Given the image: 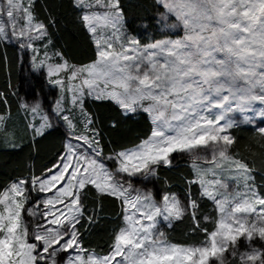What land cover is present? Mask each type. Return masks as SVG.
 Masks as SVG:
<instances>
[{"label":"snow or ice","instance_id":"obj_1","mask_svg":"<svg viewBox=\"0 0 264 264\" xmlns=\"http://www.w3.org/2000/svg\"><path fill=\"white\" fill-rule=\"evenodd\" d=\"M156 3L162 11L150 19L157 27L178 29L174 34L179 39L141 45L124 30L133 21L124 19L121 0H81L80 19L94 37L96 60L75 68L63 53H56L62 62L45 65L49 59L45 51V59L34 65L46 67V81L52 77L49 86L72 92L71 103L79 107L88 134L65 133V150L47 169L48 174L15 181L9 189L11 195L0 199V264H210V260L215 264L229 260L233 264L236 260L239 264H264V247L238 255L236 243L241 237L246 242L254 237L264 241V194L247 183L252 179L248 166L228 154L234 143L230 129L241 122L235 119L236 114L249 124L258 114L264 123V0ZM34 21L26 0H0V40L31 41L17 46L31 48L36 60L35 41L50 43V39L48 25ZM109 28L112 31L105 38L103 30ZM61 73H70L69 83ZM75 80L79 83L72 84ZM31 94L35 95L34 89ZM86 96L114 102L125 118L147 114L154 125L150 135L134 148L106 157L94 118L83 109ZM0 101L7 102L2 92ZM22 107L36 114L40 105L24 102ZM48 112L51 116L45 115L39 126H33L37 135L55 129L51 117L65 122L70 130L75 127L59 101H54ZM258 131L264 134V127ZM210 146L214 150L208 163L213 168L197 169L198 173L213 171L215 175L214 168L229 162L243 174L245 192L229 195L215 178L194 181L201 185V196L211 199L219 213L205 244L191 248L169 245L161 232L153 238L156 217L170 221L188 212L195 220L199 205L190 197L182 205L168 193L157 202L133 188L129 177L154 175L157 166H171L172 153ZM37 186L52 193L42 213L39 204L35 205L37 213L24 208L26 191ZM89 186L119 199L125 208V227L114 235L107 255L90 252L81 243L77 225L83 227L82 220L95 222L82 198ZM36 214L40 222H25V215Z\"/></svg>","mask_w":264,"mask_h":264},{"label":"trees","instance_id":"obj_2","mask_svg":"<svg viewBox=\"0 0 264 264\" xmlns=\"http://www.w3.org/2000/svg\"><path fill=\"white\" fill-rule=\"evenodd\" d=\"M121 6L124 8V19L133 21L130 26H125L126 30L141 43L173 34L157 27L156 22L150 19L162 11L156 0H121ZM32 10L38 20L48 25L50 43H45L48 49V45H52L56 53H63L64 59L75 64H84L97 58L96 44L81 22L80 7L75 0H33ZM142 21L145 22L144 25ZM28 79L37 82L35 92L46 93L42 104L47 106L49 97L54 96L57 89L44 87V70H30L26 53H22L16 44L0 40V92L7 101H0V113L18 111L22 95L28 92ZM83 105L94 118L104 155L138 144L150 135L154 127L147 114L125 118L120 115L115 103L109 100L97 101L86 96ZM114 120L117 122L112 127ZM16 124H19L18 119ZM14 131L17 135L12 143L2 142L0 139V195L13 181L41 175L57 162V157L65 150L67 132L62 124H55V129L50 133L46 132L44 136L31 134L28 130L17 127ZM230 132L234 143L228 148V153L250 168L258 192L264 194V134L249 123H239ZM170 159L171 166L156 167L153 177L155 196L158 197L161 191L177 192L196 200L199 207L195 211V220L188 212L179 219H173L170 226L165 227L167 239L178 244L201 242L215 228L217 209L211 199L201 196V186L194 182L197 181L196 170L186 155L172 153ZM28 193L32 194L30 190ZM36 196L37 194L31 195L34 198ZM82 198L87 213L95 217V222L82 220L83 227L77 225L81 243L85 248L108 253L112 248L114 235L123 223L124 206L119 199L100 193L91 186L85 189ZM205 215L208 219H205ZM28 217L29 215L24 216L25 219ZM239 243H244L243 237L239 239Z\"/></svg>","mask_w":264,"mask_h":264},{"label":"rangeland","instance_id":"obj_3","mask_svg":"<svg viewBox=\"0 0 264 264\" xmlns=\"http://www.w3.org/2000/svg\"><path fill=\"white\" fill-rule=\"evenodd\" d=\"M26 2L31 4V11L33 13V16L35 17V14L32 10L33 0H26ZM75 2L77 5H79L81 0H75ZM86 2H87V0H85V3ZM80 16H81V10H80ZM34 22H42V21L38 20L35 17ZM161 28L165 32L173 33V34L172 35H166V36H163V37L157 38V39H152L146 43H141L139 41L140 44L146 45V44L152 43L153 41H156V40L179 39L180 38L179 35L174 34L175 32L179 31L178 29L169 30V29H166L163 27H161ZM124 30L127 31L126 28ZM111 31L112 30L110 28L104 29L102 35L106 38L107 35ZM127 33L129 34L130 38L138 39L135 35L130 34L128 31H127ZM33 35H34V33H33ZM92 38L94 39L93 36H92ZM3 41L11 42V43L16 44V45H19L21 43H31V41H21V40H18L16 38H13L12 40H3ZM45 43H46V41L45 42H41L40 40L35 41V46L38 50L36 60L32 59L33 52H32L31 48H28V47H19V48L22 51V53L23 52L26 53V55H27V66L29 67L30 70L35 71V72H38L40 70H44V73L46 74V71H47L46 67L41 69V68H36L34 66L40 60L45 59V57H44L45 51L47 52V55L49 57L48 60H45V65H47L48 63H53V64L60 63L62 61H60L59 57L56 56V50L53 49L52 45H50V44L48 45V47L51 49L50 50L45 46ZM117 46H118V44H117ZM93 61H90V62H87L84 64H75V63H70V62H68V63L71 66H74L75 68H80V67L91 64ZM60 75L62 78L65 79L66 84L69 83L68 82V75H70V73H61ZM51 79H52V77L47 78V81H46V84L44 85V87L49 86V82ZM45 80H46V76H45ZM71 83L72 84H78L79 80L71 81ZM26 87H27L28 92L26 94L22 95V98L20 101V107L19 108H22V109H18V111H15L13 113H10V112L9 113H0V117H2V119H0V135H2V137L0 139L3 140L2 142H8V143L13 142L12 140L17 135L16 131H14L15 127H17L18 129H21V130H28L31 134H35V132L33 131V126H39V124L42 122L45 115L51 116V114L48 112V109L53 106L54 101H59L61 107L66 108L68 110L69 118L73 121V124L75 127L70 130L67 127V125L65 124V122H63L62 120H60L58 118L51 117L54 124H57V123L62 124L64 126L66 132L69 134H72L73 132L77 135H81V134L87 135L88 134V130L85 127V121L82 117V114L80 112L79 107L74 106L71 103L72 92L68 88H65L63 91H60L57 89L56 94L54 96L49 97V102L46 104L47 106H44L42 104V102H43L44 96L46 95L45 92H42V94H38V92H35V95L31 94L33 89L38 87L37 82H33L31 79H28L26 81ZM88 97H90V96H88ZM24 102H27V103L32 104V105L39 104L40 107L37 110V113L33 114L30 110H26L24 107H22ZM83 109H84V112L86 114L91 116V114L84 108V105H83ZM247 114L250 116L254 115L253 113H247ZM17 119L19 120V124H16ZM235 119L237 121H241L240 123H245V122H242V117L240 114H236ZM252 124L257 128V130L260 127H264V123H261V119H260V116L258 114L254 116V123H252ZM145 138H147V137H145ZM145 138H143V139H145ZM66 143H67V139L65 141V145H66ZM138 144H136V145H138ZM136 145L126 147V148H122V149L117 150L115 152H118V151H121L124 149H131V148H134ZM213 150H214V146H210V148H207V149L197 147V148H193L191 151L180 152V153H184L186 155V157L191 161L192 165H194V164L196 165V167H194V168L196 170L197 181H199V180L211 181L213 178H215L221 184L226 186V191L229 195L236 193V192H240V193L245 192V190H246L245 181L242 179L243 174L236 171L235 165H233L229 162H222L221 167L214 168L215 175H213V171H200L198 173L197 169L207 170V169L213 168V166L208 163V161L211 159L210 153ZM115 152L108 154V155H105V156L106 157H112L115 154ZM229 156L233 160H237L234 157H232L230 154H229ZM219 159L220 158L217 154V160H219ZM107 163H108L109 167L112 166L111 160H109ZM51 167H49V168H51ZM248 169H249L248 175H250L252 179L247 181V183L253 184L256 187V183L254 181L253 173L251 172L249 167H248ZM46 174H48L47 170H45L39 176H33L31 178L23 177L20 179H32V178H36V177L43 178V176ZM153 177H154V175L137 174L135 176L129 177V180H130L133 188L137 189L141 195L150 194L154 198V200H156L157 202H159L160 196L162 194L168 193V194H174L180 200L182 205L187 204L189 197H184L177 192L161 191L160 194L158 195V197L155 196L154 192L156 191V187L154 185ZM14 182L15 181H13L12 183H10L9 185H7L5 187V189L3 190V192L0 195V199H2L5 194L11 195V193L9 192V189ZM256 189H257V187H256ZM217 190H219V189H217ZM30 191L32 192V194L31 193L29 194L28 191H26V193H25V195L27 196V200L24 203V208L26 210H31L33 213H37V209H36L35 205L39 204L40 205L39 212L40 213L44 212L46 209V205L44 202L46 201V199L52 198V193L51 192H42L38 189V186L30 189ZM33 194H37V196L35 198L31 197V195H33ZM214 206H215V204H214ZM216 209H217V207H216ZM124 213H125V208H124ZM173 219H175V218H173ZM173 219H171L170 221H163L159 217H156L157 223L155 224V227L152 230L153 231V238H157L156 233L161 232V233H163V240L169 245H175L177 247H183V248H191V247L203 246L205 244V242L208 239V236H206L205 239H203L201 242L192 243V244H178V243H174V242L168 240L167 236H166V232H165V227L170 225L171 222L173 221ZM205 219H208L207 215H205ZM218 219H219V213L217 212L216 218L214 220L215 228H216V224L218 222ZM24 220H25V222H27L29 224H36V223L40 222V216L38 214H36V215L29 216L28 219L24 218ZM125 224H126V222L123 219V223H122L121 227L118 229V231L121 228L125 227ZM215 228L213 230H215ZM212 231H210V232H212ZM263 246H264V241L259 240V238H257V237H254L251 242H246L244 239L243 244H240L239 240L236 243V247L238 249V255L241 252L250 251L252 248L261 249ZM85 249L89 250L90 252L97 253L99 255H107L109 253L108 252V253L104 254V253H100L94 249H88V248H85ZM229 251H231V247L229 248ZM225 256H227V253H225ZM231 263H232L231 260L226 261V264H231ZM210 264H215L214 260H210ZM236 264H239V261H237Z\"/></svg>","mask_w":264,"mask_h":264},{"label":"crops","instance_id":"obj_4","mask_svg":"<svg viewBox=\"0 0 264 264\" xmlns=\"http://www.w3.org/2000/svg\"><path fill=\"white\" fill-rule=\"evenodd\" d=\"M19 109H22V108H19Z\"/></svg>","mask_w":264,"mask_h":264}]
</instances>
